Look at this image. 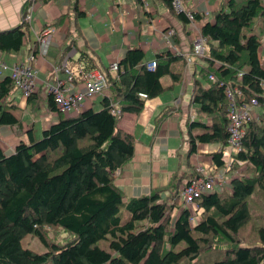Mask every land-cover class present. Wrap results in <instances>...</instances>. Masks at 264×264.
<instances>
[{
    "label": "trees",
    "instance_id": "16d2710c",
    "mask_svg": "<svg viewBox=\"0 0 264 264\" xmlns=\"http://www.w3.org/2000/svg\"><path fill=\"white\" fill-rule=\"evenodd\" d=\"M164 1L184 28L186 17L172 9L170 0ZM29 5L27 0L21 14ZM82 13L77 11V15ZM195 17L200 20L201 15ZM210 17L200 27L206 49L199 57L198 78L193 81L190 103L196 108L193 119H188V154L196 151L198 142L226 146L228 99L224 88L238 87L242 91L239 102L257 101L258 117L245 123L242 149L232 162L233 168L238 167L235 162H245L247 175L231 176L228 189L200 196L197 204L202 215L195 224L188 221L189 209L177 202L176 175L164 188L126 199L115 172L132 159L134 137L118 127L119 118L123 112L138 114L142 110L145 99L139 92L147 98L161 93L166 88L161 82L165 75L171 78L169 86L179 83L181 71L174 70L172 64L180 61L185 65V51L157 53L152 59L155 67L148 69L150 60L144 51L132 47L116 61L117 72L112 75L108 67L96 63L94 55L80 50L78 58L66 59L73 75L71 85L81 87L88 72L100 71L106 81L101 108L64 116L57 112L54 95L48 92L47 109L56 113L57 119L40 135L29 128L28 140L19 139L9 154L0 145V264H192L203 248L215 241L226 245L213 264H264V214L262 222L253 228L255 243L241 244L237 238L253 217L251 205L258 204L256 193L264 212V91L259 85L264 78V65L259 60L264 3L222 1ZM61 22L63 18L57 24ZM255 22L260 24L259 30ZM28 31L23 20L0 31L1 60L6 62L3 53L20 50ZM175 31L172 40L178 45ZM74 41L63 47L58 64ZM36 46L34 42L30 49L34 55ZM14 89L7 71L0 80V125L20 123L12 109L16 105L7 100ZM32 94L28 101L34 99ZM36 97L38 100L39 94ZM111 108H118L119 114L111 113ZM169 111L168 107L157 116V125ZM194 127L199 131L192 133ZM211 159L217 169L223 167L221 149L213 152ZM122 208L127 213L125 218ZM171 208H178L173 216ZM46 227L62 228L70 239L62 244L48 241ZM27 234L35 235L46 250L37 253L24 248L21 239Z\"/></svg>",
    "mask_w": 264,
    "mask_h": 264
},
{
    "label": "crops",
    "instance_id": "0c3cea01",
    "mask_svg": "<svg viewBox=\"0 0 264 264\" xmlns=\"http://www.w3.org/2000/svg\"><path fill=\"white\" fill-rule=\"evenodd\" d=\"M26 1L0 0V31L20 24ZM161 1L165 5L164 8L159 4V0H146V6L140 5L136 0H30L32 18L23 44L16 54L3 53L2 58L7 64H11L31 52L30 49L35 42L31 25L32 28L48 25L54 32L44 56H38L34 61L36 71V88L32 94L34 99L28 101L17 89L7 97L10 104L16 105L12 109L19 117L20 123L13 126L0 125V145L4 152L11 153L19 139L28 140L29 128L33 129V134L39 135L35 132V121L30 119L34 112L39 113L44 123L51 124L57 119L56 113L48 111L46 105L48 85L54 81L49 79L48 75L51 69L57 66L63 47L71 40L75 41L68 50L69 57L76 59L79 51L84 50L94 55L96 63L109 67L132 47L141 48L146 60H152L157 53L173 49L164 39L167 28L171 25L176 28L180 39L176 47L187 52L191 45V32L187 25L183 28L181 21L170 13L165 1ZM79 10L83 13L77 15ZM62 18L63 22L57 24ZM68 29L72 33H69ZM259 60L264 65V51L259 53ZM199 62L201 60L198 58L190 65H184L180 61L173 63V69L181 71L179 83L169 86L171 78L165 75L161 82L166 88L157 96L146 98L138 114L123 112L120 116L118 127L134 137L132 159L115 172L116 182L126 199L148 194L150 189L163 188L171 181L173 175H176L175 179H179L177 187L182 186V181L195 175L197 164L213 163L211 154L221 148L219 143L198 142L196 151L188 154L190 129L188 119L191 120L196 108L190 100L193 81L198 78L195 72L200 67ZM59 75L60 78L66 76L63 71ZM38 94L40 98L37 100ZM102 97L103 94L100 93L94 98L85 99L79 111L89 108L100 109ZM168 107L169 113L157 125V116ZM198 131L197 127L191 128L192 133Z\"/></svg>",
    "mask_w": 264,
    "mask_h": 264
},
{
    "label": "built area",
    "instance_id": "2783aa9c",
    "mask_svg": "<svg viewBox=\"0 0 264 264\" xmlns=\"http://www.w3.org/2000/svg\"><path fill=\"white\" fill-rule=\"evenodd\" d=\"M142 6H146V0H136ZM227 1V0H224ZM264 3V0H262ZM172 9L177 13H182L187 19V27L191 32V47L185 52L186 65H190L194 62L195 58H199L204 54L206 49V39L201 34V26L205 21L209 20L208 17L211 12L217 7L218 2L211 3V0H170ZM31 5L28 6L24 14H21V20L25 21L28 25L31 22ZM200 14V20H197L195 15ZM35 34V44L38 45L37 53H40L39 48L48 45L51 35L53 34L52 27L43 26L38 28H32ZM173 26H168L165 40L171 44L173 49L180 52V49L174 45L172 36L175 33ZM47 47V46H46ZM264 50V40L261 42L260 52ZM70 56L68 52L65 57L60 61L59 65L54 67L55 79L53 84L49 85V92L54 95V101L58 113L69 114L78 113L82 102L85 99L94 98L96 95L102 93L106 87V81L103 74L93 69L87 73L81 87L72 86V72L67 67L66 59ZM35 55L30 53L27 58L20 57L19 61L8 65L6 62L0 59V80L5 76L6 72H9V76L13 80L14 87L17 88L22 96L28 97L36 88V71L34 67ZM156 65L155 60H150L147 63V68L152 69ZM109 70L112 75L117 72V62L114 61L109 65ZM65 73V78H60V72ZM209 79L213 80V76L210 75ZM260 87L264 91V78L259 82ZM224 93L228 99L227 102V131L228 138L226 146L220 148L224 154V165L229 166L235 159V155L242 149V137L245 131V123L250 118H257L258 113L255 110L257 101L251 99L250 102H239L242 97V91L238 87L226 86ZM138 95L146 99V94L139 92ZM111 113L118 115V108H111ZM193 119V116L191 117ZM219 149V150H220ZM223 165V166H224ZM226 169V168H225ZM196 174L185 180L181 186L180 197L183 204L190 211L188 221L190 224H195L201 218L199 209L202 210L196 202L197 199L210 192H222L227 188L226 184L229 180L226 179L224 173L216 174L218 169L213 163L205 164L199 163L196 165ZM192 206L193 208L190 209Z\"/></svg>",
    "mask_w": 264,
    "mask_h": 264
},
{
    "label": "rangeland",
    "instance_id": "374dc122",
    "mask_svg": "<svg viewBox=\"0 0 264 264\" xmlns=\"http://www.w3.org/2000/svg\"><path fill=\"white\" fill-rule=\"evenodd\" d=\"M222 1L224 2V0H211V3H213V2L217 3L218 2V4H219ZM159 2H160L159 4L164 8L165 5L163 4V2L161 0H159ZM208 19H211L210 15H209ZM255 26H256L255 29L259 30L260 24L258 22H255ZM52 30L54 32L53 28H52ZM262 40H264V37H263ZM46 46L47 45L42 46V47L39 48L40 53L36 52V54H35L36 58L38 56H44V54L46 53ZM36 47H37V51H38V45ZM30 53H32V51ZM29 54L25 55L23 58L26 59ZM36 58H35V60H36ZM58 65L59 64H57V66ZM48 76H49V79L51 78L52 81L55 79L54 67L51 69V71L49 72ZM48 89H49V85H48ZM192 116H194L193 113H192ZM30 119L35 121V123H36L35 132L38 133L39 135L41 134L42 129L45 126L47 127L49 125L47 122L44 123V121H42L40 119V115H39V113L37 114V112H34V114H31ZM9 140H11V142H12V139L9 138ZM221 148H223V147H221ZM235 164H237L238 167L233 168V163L229 166V168L227 167V165H224L223 167L218 168V171L215 172V173L216 174L224 173L226 175V179L227 180H229L231 178V176L239 177L240 175L241 176L247 175L246 169H245L247 167V165L245 164V162H235ZM195 173H196V170H195ZM170 180H172V178ZM182 184H183V181H182ZM165 186H168V183ZM165 186H163V188ZM226 186H227V188H225V189H228L229 182L226 184ZM180 189H181V186L178 187V195H179V197H180V191H181ZM151 190L152 189H150V191ZM164 190L168 191L167 188H165ZM165 191L163 192V194L166 196L167 192H165ZM171 192L173 193L172 190H171ZM179 197L177 199L178 204H180L181 207H185V205L182 202V199L179 198ZM254 197H255L254 199H256L258 204H252L251 205V210H252V213H253V217L237 233V238L239 239L240 243L241 244H245V245L256 242V237L254 236L253 228H254L255 224H259V223L262 222V218H263L262 216L264 214L263 208H262V203H261L262 200L258 196V193H256L254 195ZM188 207H190V209L193 208L192 206H188ZM177 211H178V208H171L170 215L173 216L174 214H176ZM199 211H200V214L202 215V210L199 209ZM121 212H122V217L125 218V216H127V213H126L125 209L122 208ZM46 228H47L46 238H47L48 241H52V242L54 241L57 244H62V243H65V241H67L68 239H70V235L66 231H64L62 228H58V227H49V228L46 227ZM21 244H22V246L24 248H28V249H30L32 251L37 252V253H42V252H44L46 250L45 246L40 242V240L35 235H32V234L25 235L21 239ZM225 245L226 244L223 241L212 242L211 246H207V247L203 248L201 254L198 257V259L195 260L194 262H192V264H213L214 257L219 255L218 254L220 252L219 250L221 248H223ZM46 264H53V263L51 261H49Z\"/></svg>",
    "mask_w": 264,
    "mask_h": 264
}]
</instances>
